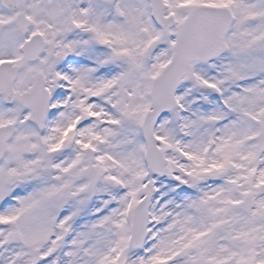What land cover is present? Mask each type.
Segmentation results:
<instances>
[{
  "label": "snow or ice",
  "instance_id": "snow-or-ice-1",
  "mask_svg": "<svg viewBox=\"0 0 264 264\" xmlns=\"http://www.w3.org/2000/svg\"><path fill=\"white\" fill-rule=\"evenodd\" d=\"M0 264H264V0H0Z\"/></svg>",
  "mask_w": 264,
  "mask_h": 264
}]
</instances>
